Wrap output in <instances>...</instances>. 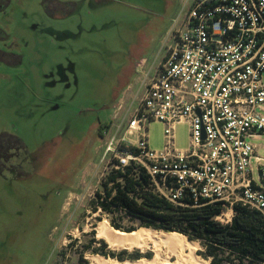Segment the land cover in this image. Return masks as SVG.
<instances>
[{
  "label": "rangeland",
  "instance_id": "rangeland-1",
  "mask_svg": "<svg viewBox=\"0 0 264 264\" xmlns=\"http://www.w3.org/2000/svg\"><path fill=\"white\" fill-rule=\"evenodd\" d=\"M193 2L0 0V264L154 258L153 245L113 248L98 237L101 222L111 226L93 210L107 166L99 130L129 119ZM148 135L162 151L164 124ZM255 143L264 157V136ZM190 145V125H177L176 149ZM123 251L141 258L106 256Z\"/></svg>",
  "mask_w": 264,
  "mask_h": 264
},
{
  "label": "built area",
  "instance_id": "built-area-1",
  "mask_svg": "<svg viewBox=\"0 0 264 264\" xmlns=\"http://www.w3.org/2000/svg\"><path fill=\"white\" fill-rule=\"evenodd\" d=\"M183 19L144 75L129 119L103 131L101 187L134 167L174 205H220L224 225L239 205L264 216V157L255 143L264 136V0H194ZM152 122L165 126L162 151L149 148ZM181 123L191 128L188 150L175 147Z\"/></svg>",
  "mask_w": 264,
  "mask_h": 264
},
{
  "label": "trees",
  "instance_id": "trees-1",
  "mask_svg": "<svg viewBox=\"0 0 264 264\" xmlns=\"http://www.w3.org/2000/svg\"><path fill=\"white\" fill-rule=\"evenodd\" d=\"M105 127L99 130L101 139ZM134 169L112 172L95 194L93 210L111 217L112 228L126 233L142 228L178 233L200 242L204 251L199 254L210 264H264V216L260 212L236 206L232 223L224 225L216 220L220 205H202L204 202L195 203L192 198L183 206L174 205L153 192L144 170ZM106 256L121 262L141 258L127 256L125 251Z\"/></svg>",
  "mask_w": 264,
  "mask_h": 264
},
{
  "label": "bare ground",
  "instance_id": "bare-ground-1",
  "mask_svg": "<svg viewBox=\"0 0 264 264\" xmlns=\"http://www.w3.org/2000/svg\"><path fill=\"white\" fill-rule=\"evenodd\" d=\"M98 237L105 240L113 248L133 249L148 248L150 245L155 253L151 260L127 262L126 264H203L197 257V245L187 237L178 233L158 234L142 228L132 233L115 230L108 221L101 222L97 228ZM91 258V257H90ZM175 258V260H173ZM94 264H118L108 259L92 257Z\"/></svg>",
  "mask_w": 264,
  "mask_h": 264
},
{
  "label": "flooded vegetation",
  "instance_id": "flooded-vegetation-1",
  "mask_svg": "<svg viewBox=\"0 0 264 264\" xmlns=\"http://www.w3.org/2000/svg\"><path fill=\"white\" fill-rule=\"evenodd\" d=\"M12 155H13V154H12ZM9 157H11V156L9 155ZM1 161H2V160H1ZM4 166H5V168H6V169L4 168L5 170L10 169L11 171H12V168L15 167L14 165H9V164H7V165L4 164Z\"/></svg>",
  "mask_w": 264,
  "mask_h": 264
},
{
  "label": "crops",
  "instance_id": "crops-1",
  "mask_svg": "<svg viewBox=\"0 0 264 264\" xmlns=\"http://www.w3.org/2000/svg\"><path fill=\"white\" fill-rule=\"evenodd\" d=\"M158 65H159V63H158ZM158 65H157V66H158ZM157 66H156V67H157ZM154 69H155V68H154ZM151 71H153V69H152Z\"/></svg>",
  "mask_w": 264,
  "mask_h": 264
}]
</instances>
